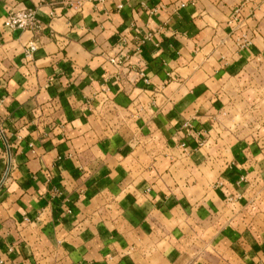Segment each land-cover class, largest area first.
Returning a JSON list of instances; mask_svg holds the SVG:
<instances>
[{"label":"crops","instance_id":"0c3cea01","mask_svg":"<svg viewBox=\"0 0 264 264\" xmlns=\"http://www.w3.org/2000/svg\"><path fill=\"white\" fill-rule=\"evenodd\" d=\"M0 264H264V0H0Z\"/></svg>","mask_w":264,"mask_h":264},{"label":"built area","instance_id":"2783aa9c","mask_svg":"<svg viewBox=\"0 0 264 264\" xmlns=\"http://www.w3.org/2000/svg\"><path fill=\"white\" fill-rule=\"evenodd\" d=\"M67 3H70V0H64ZM3 27L7 30L14 29H29L33 31H37L41 28V23L36 17V13L34 9H12L9 11L7 16L3 21ZM240 47H245L250 44V39H248L245 35L239 39L238 42ZM37 44L35 41H30L24 47V56L26 58H31L33 52L37 49ZM111 62L114 63L115 60L111 59ZM139 76L143 79V81L148 82V79L144 77L142 72L138 73Z\"/></svg>","mask_w":264,"mask_h":264}]
</instances>
